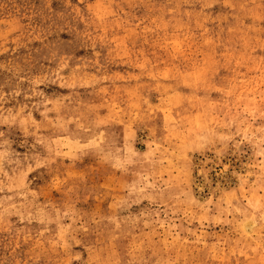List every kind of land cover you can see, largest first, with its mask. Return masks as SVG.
<instances>
[{"label":"rangeland","instance_id":"374dc122","mask_svg":"<svg viewBox=\"0 0 264 264\" xmlns=\"http://www.w3.org/2000/svg\"><path fill=\"white\" fill-rule=\"evenodd\" d=\"M0 264H264V0H0Z\"/></svg>","mask_w":264,"mask_h":264},{"label":"bare ground","instance_id":"6f19581e","mask_svg":"<svg viewBox=\"0 0 264 264\" xmlns=\"http://www.w3.org/2000/svg\"><path fill=\"white\" fill-rule=\"evenodd\" d=\"M251 229V224L246 225V230L249 232Z\"/></svg>","mask_w":264,"mask_h":264}]
</instances>
